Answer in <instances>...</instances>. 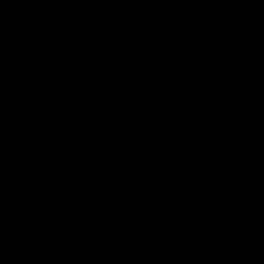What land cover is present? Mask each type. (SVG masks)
I'll return each instance as SVG.
<instances>
[{"label": "water", "instance_id": "obj_1", "mask_svg": "<svg viewBox=\"0 0 264 264\" xmlns=\"http://www.w3.org/2000/svg\"><path fill=\"white\" fill-rule=\"evenodd\" d=\"M0 264H264V0H0Z\"/></svg>", "mask_w": 264, "mask_h": 264}]
</instances>
